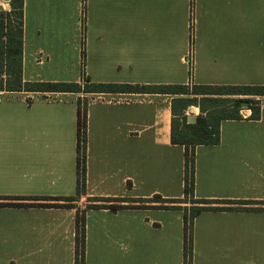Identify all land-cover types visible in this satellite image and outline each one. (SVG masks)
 <instances>
[{
  "label": "crops",
  "instance_id": "crops-1",
  "mask_svg": "<svg viewBox=\"0 0 264 264\" xmlns=\"http://www.w3.org/2000/svg\"><path fill=\"white\" fill-rule=\"evenodd\" d=\"M59 1L24 0V83L82 85V0ZM121 1L169 15L164 31L143 25L141 16L130 18L137 25L123 36V52L111 47L120 36L112 17L92 14L91 4L95 49L88 72L85 67L87 84L133 90L0 91V198L8 199L1 202L53 206L0 208V264H76L78 210L85 214V264H186L189 206L186 212L147 202L113 211L87 209L83 201L184 198L185 147L172 144L178 96L160 88L264 86V0ZM11 3L5 1L7 11ZM182 16L186 29L194 26L192 41L173 30ZM68 22L81 63L72 77L50 66ZM258 99L259 120L241 110L242 120L221 123L218 145L195 148V199L222 209L194 218L191 264H264V97ZM80 129L86 132L83 194ZM64 198L81 201L68 203L74 209L59 207Z\"/></svg>",
  "mask_w": 264,
  "mask_h": 264
},
{
  "label": "trees",
  "instance_id": "trees-1",
  "mask_svg": "<svg viewBox=\"0 0 264 264\" xmlns=\"http://www.w3.org/2000/svg\"><path fill=\"white\" fill-rule=\"evenodd\" d=\"M23 46H24V0H12L10 11L0 10V91L7 92H39V93H111L118 90H133L129 87L93 86L85 91L78 84L68 83H24L23 73ZM5 78L7 79L5 81ZM5 81V82H4ZM164 93L183 96L172 102V144L185 147V187L183 199L165 200L161 196H155L150 200L144 199H95L93 202H101V205H89L87 209H137L142 206H134L137 203L174 204L170 209L184 210V204L192 205V214L185 215L186 264L192 262V223L195 217L205 211H221L222 208L211 206L214 202L195 199V148L200 145H218L221 140V123L223 121L242 120L241 110L252 111V120H259L261 115V103L257 98L264 97V86H178L174 88H160ZM238 98H234L237 97ZM231 97V98H224ZM242 97V98H241ZM228 104L229 106H225ZM195 106L200 109V117L196 124L185 123V128H178L175 119L180 110L184 114L188 108ZM85 130H79L78 144V193L83 194L86 182V156H85ZM2 207H53L41 204H6L1 201ZM25 200V199H23ZM29 201L43 199L31 198ZM66 205L59 207L76 208L73 198H64ZM116 203H128L127 206ZM185 208V209H184ZM76 264H85V214L77 212L76 220Z\"/></svg>",
  "mask_w": 264,
  "mask_h": 264
},
{
  "label": "rangeland",
  "instance_id": "rangeland-1",
  "mask_svg": "<svg viewBox=\"0 0 264 264\" xmlns=\"http://www.w3.org/2000/svg\"><path fill=\"white\" fill-rule=\"evenodd\" d=\"M107 0V4H105L104 6H101L100 4V0H82L81 3V9H79V14L82 16L83 21H82V37H83V46H82V52H83V57L84 60H82V85L80 86L81 89L83 88L85 91L91 90V86L87 84L86 81V76H85V67H86V71L88 72L89 69V65H90V61H89V56L92 55L93 51H94V41L93 45H91V40H90V31H89V26H88V18L91 12V4H92V14L94 13L95 15H101L102 13H107L109 16L112 17V24H111V28L115 31H117L119 33V40H118V44H111L112 48H117L119 50H123L126 49L127 45L123 43V36L125 35L126 31L128 30L129 27L137 25L134 24V22H131L130 18H133L135 16H141L143 17L142 19V23L143 25H152L154 23L155 27L154 30H158V31H164V30H170L169 27H165L164 23L168 22L167 19L165 17L169 16L167 14H161V12L158 13H154L153 8L147 4H140L137 6H134L133 4L130 3H122L121 0H115L114 3L110 2ZM63 0L59 1V4H62ZM5 1L4 0H0V10L1 11H7V8H5ZM192 5V4H191ZM194 7V6H192ZM183 8L180 7L179 10H181ZM192 12H191V18H192V14L194 11V8H191ZM153 14L156 15L157 17V21L154 17ZM180 17V16H179ZM185 23V19L182 16L180 19H177V24L175 25V27H173V30L176 29V32H178L179 34L181 33H185L188 34V41L191 38H193L194 35V26L191 24V27L188 29H186V26L184 25ZM86 26H87V30H86ZM71 31H70V24L69 22L66 24L65 26V31L64 33L61 34V39L64 40V45L60 46V52L61 54L57 55L54 57V63L50 64V66L54 67V68H63L65 71H63V73L65 74L66 77H72L70 75H72L74 72L73 71H79L80 74V54L79 52H77V46L76 44L78 43L77 40H74V38H72ZM86 35H87V39H86ZM82 44V42H81ZM85 79V80H84ZM7 79L5 78V81ZM4 81V82H5ZM179 98H183V96H178ZM224 98H231V97H224ZM234 98H238L234 97ZM242 98V97H241ZM258 99V98H257ZM86 100V99H85ZM259 100V99H258ZM262 101H260L261 103ZM225 106H229L228 104H224ZM196 108L197 112L192 114L191 113V109ZM201 113H200V109L198 107L192 106L190 108L187 109V111L182 114V112L179 110L178 111V116L175 119V125L178 128H185V123L187 121L188 124L189 123V116H196L197 117V122H198V118L200 117ZM196 122V123H197ZM193 123V124H196ZM76 201H81V199H74V202ZM88 200H84L83 204L88 207ZM118 204V203H116ZM182 207L184 206H189L190 209H192V205L191 204H184L181 205ZM192 210H190L189 214H192Z\"/></svg>",
  "mask_w": 264,
  "mask_h": 264
},
{
  "label": "water",
  "instance_id": "water-1",
  "mask_svg": "<svg viewBox=\"0 0 264 264\" xmlns=\"http://www.w3.org/2000/svg\"><path fill=\"white\" fill-rule=\"evenodd\" d=\"M5 1H10V0H5ZM191 113L194 114L195 110L191 109ZM188 120H189L190 124H193V123L197 122V117L196 116H189Z\"/></svg>",
  "mask_w": 264,
  "mask_h": 264
}]
</instances>
